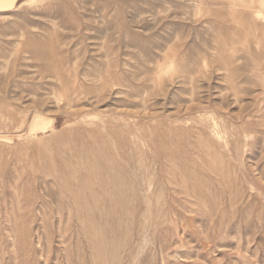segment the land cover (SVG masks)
Returning <instances> with one entry per match:
<instances>
[{
  "label": "rangeland",
  "instance_id": "1",
  "mask_svg": "<svg viewBox=\"0 0 264 264\" xmlns=\"http://www.w3.org/2000/svg\"><path fill=\"white\" fill-rule=\"evenodd\" d=\"M0 264H264V0L0 9Z\"/></svg>",
  "mask_w": 264,
  "mask_h": 264
},
{
  "label": "bare ground",
  "instance_id": "2",
  "mask_svg": "<svg viewBox=\"0 0 264 264\" xmlns=\"http://www.w3.org/2000/svg\"><path fill=\"white\" fill-rule=\"evenodd\" d=\"M16 0H0V9H7V8H11ZM248 26V25H247ZM63 67V66H62ZM63 69V68H62ZM162 69V68H161ZM48 71V70H47ZM65 74V73H64ZM164 74V73H163ZM53 76V75H52ZM68 76V75H67ZM54 77V76H53ZM103 77V76H102ZM67 82V81H66ZM64 82V83H66ZM78 84V83H77ZM62 86V85H61ZM66 90V89H65ZM66 93V92H65ZM61 96V95H60ZM65 98V97H64ZM34 116V115H33ZM32 118V117H31ZM53 119V118H52ZM50 121V120H49ZM51 122V121H50ZM44 121L41 117H39V115H35L32 120L31 123L29 124V130L30 131H36V130H43L44 128L47 127L48 123L45 125L43 124ZM45 125V126H44ZM30 133V132H29ZM175 152V151H174ZM164 153V152H163ZM89 182V181H88ZM183 189V188H182ZM182 191V190H181ZM126 196V195H125ZM99 202V201H98ZM90 204V203H89ZM122 205V204H121ZM98 208V207H97ZM100 208V207H99ZM123 210V209H122ZM94 211V210H93ZM95 212V211H94ZM105 213V212H104ZM128 214V213H127ZM97 217V216H96ZM97 223V222H96Z\"/></svg>",
  "mask_w": 264,
  "mask_h": 264
}]
</instances>
